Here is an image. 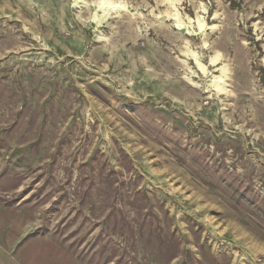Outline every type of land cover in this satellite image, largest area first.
Masks as SVG:
<instances>
[{"label":"rangeland","instance_id":"1","mask_svg":"<svg viewBox=\"0 0 264 264\" xmlns=\"http://www.w3.org/2000/svg\"><path fill=\"white\" fill-rule=\"evenodd\" d=\"M102 1L0 0V264H264V0Z\"/></svg>","mask_w":264,"mask_h":264},{"label":"bare ground","instance_id":"2","mask_svg":"<svg viewBox=\"0 0 264 264\" xmlns=\"http://www.w3.org/2000/svg\"><path fill=\"white\" fill-rule=\"evenodd\" d=\"M100 2H101V1H99V4H102V3H100ZM102 2L105 3V0H103ZM118 2H119V1H118ZM110 3H111V2H110ZM113 4H115V1H114ZM113 4H112V5H113ZM116 4H117V2H116ZM121 4H122V3H121ZM102 5H103V4H102ZM106 7H107V6H106ZM110 7H111V5H110ZM117 7H118L119 9H120V8H124L123 6H117ZM203 69H204V68H203Z\"/></svg>","mask_w":264,"mask_h":264}]
</instances>
